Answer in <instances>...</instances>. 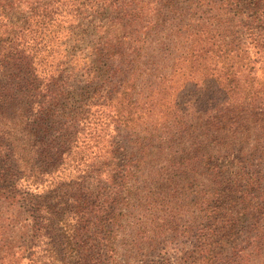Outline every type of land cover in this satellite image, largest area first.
<instances>
[{"label": "trees", "instance_id": "1", "mask_svg": "<svg viewBox=\"0 0 264 264\" xmlns=\"http://www.w3.org/2000/svg\"><path fill=\"white\" fill-rule=\"evenodd\" d=\"M0 264H264V0H0Z\"/></svg>", "mask_w": 264, "mask_h": 264}]
</instances>
